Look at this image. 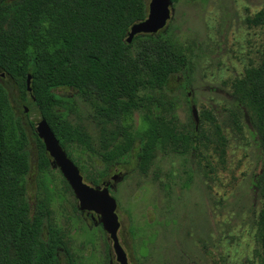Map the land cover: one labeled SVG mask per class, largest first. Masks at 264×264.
<instances>
[{"label":"trees","instance_id":"1","mask_svg":"<svg viewBox=\"0 0 264 264\" xmlns=\"http://www.w3.org/2000/svg\"><path fill=\"white\" fill-rule=\"evenodd\" d=\"M181 1L172 0L173 5ZM148 3L0 0V71L18 85L24 104L20 109L12 105L0 76V264H58L61 251L70 257L65 233L50 221L54 188L49 169L56 165L34 121L29 120L32 108L48 121L90 184L100 185L105 176V172L92 171L78 155V147L93 150L90 136L81 124L70 122L67 102L56 89L76 90L91 108L101 127L99 155L106 168L122 163L137 144L142 173L148 171L160 151H213L220 160L224 157L227 137L211 112L202 117L210 121L212 130L207 132L200 126L191 132L179 126L171 111L172 102L164 99L163 92L173 78L188 77L191 58L187 50L170 38L167 30L138 34L127 42L131 27L148 16ZM251 21L264 24V11ZM29 74L31 92L27 87ZM231 99L236 107V129L243 130L244 120L262 156L252 192L260 203L254 256L256 264H264V56L233 80ZM137 113L141 119L138 124ZM30 142L37 151L36 166L41 174L38 185L47 193L33 209L26 196ZM47 221L48 232L44 235Z\"/></svg>","mask_w":264,"mask_h":264},{"label":"rangeland","instance_id":"2","mask_svg":"<svg viewBox=\"0 0 264 264\" xmlns=\"http://www.w3.org/2000/svg\"><path fill=\"white\" fill-rule=\"evenodd\" d=\"M171 8L172 17L160 31L167 30L168 36L187 50L191 69L188 77L170 81L164 99L172 102L177 123L188 131L196 129L192 104L198 109L199 127L207 132L212 125L202 114L211 112L217 118L227 137L221 160L213 151H160L142 173L137 144L122 163L106 168L99 155L101 127L91 108L72 88L55 92L67 102L70 122L81 124L90 136L93 150L78 147V155L92 171L105 172L102 181L112 185L110 194L118 202V236L130 264H256L260 203L254 198L252 181L261 169L262 156L245 121L241 132L234 125L231 84L264 56V24L251 21L264 11V0H183ZM0 76L12 105L23 107L18 85L1 71ZM166 107H171L169 102ZM41 118L32 108L29 120L36 125ZM140 121L137 113L135 123ZM25 123L28 125L27 119ZM28 151L31 169L26 196L33 209L47 193L38 185L41 174L33 142ZM49 172L54 188L50 221L65 233L70 254L61 251L58 264H119L96 215L87 217L76 210L78 200L60 169L52 165ZM113 175H118L117 181L112 180Z\"/></svg>","mask_w":264,"mask_h":264},{"label":"water","instance_id":"3","mask_svg":"<svg viewBox=\"0 0 264 264\" xmlns=\"http://www.w3.org/2000/svg\"><path fill=\"white\" fill-rule=\"evenodd\" d=\"M172 5V0H150L148 3V16L143 21L137 22L131 27L127 42L131 43L138 34H156L162 30L172 17ZM31 78L32 76L29 74L27 79L29 92H31ZM28 110V107H25L26 113ZM191 112L196 129H198L200 117L195 104H192ZM35 130L38 136L44 141L46 150L53 162L71 186L78 200V209L82 212H92L97 215L103 229L112 241L117 262L119 264H130L127 253L121 245L118 236L120 228L117 213L118 202L110 194L111 183L106 180L97 186L87 183L84 180L80 168L67 154L45 118H41L37 122ZM118 178V175L112 176L113 181H117Z\"/></svg>","mask_w":264,"mask_h":264},{"label":"flooded vegetation","instance_id":"4","mask_svg":"<svg viewBox=\"0 0 264 264\" xmlns=\"http://www.w3.org/2000/svg\"><path fill=\"white\" fill-rule=\"evenodd\" d=\"M77 206H78V204H77ZM80 211V210H79ZM81 212V214H83V215H86L87 217H89V216H92V212H91V214L90 213H88V212H82V211H80ZM94 214V213H93ZM94 215H96V214H94ZM96 217H97V215H96ZM92 218H93V216H92ZM98 218V217H97ZM98 222H99V220H98ZM100 223V222H99Z\"/></svg>","mask_w":264,"mask_h":264}]
</instances>
